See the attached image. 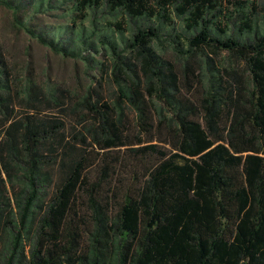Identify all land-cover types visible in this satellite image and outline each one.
Listing matches in <instances>:
<instances>
[{"label":"trees","instance_id":"trees-1","mask_svg":"<svg viewBox=\"0 0 264 264\" xmlns=\"http://www.w3.org/2000/svg\"><path fill=\"white\" fill-rule=\"evenodd\" d=\"M26 1L0 3L28 29ZM68 1L71 37L28 30L99 87L38 83L0 52V264H264L257 0Z\"/></svg>","mask_w":264,"mask_h":264},{"label":"rangeland","instance_id":"rangeland-1","mask_svg":"<svg viewBox=\"0 0 264 264\" xmlns=\"http://www.w3.org/2000/svg\"><path fill=\"white\" fill-rule=\"evenodd\" d=\"M51 1L56 3L58 0ZM72 7L73 4L68 0L62 6H49L46 0L45 6L37 9L34 1L28 0L21 18L26 21L28 29L42 31L47 37L57 34L59 41L65 40L72 33H62L59 28L73 25L74 16L80 13L77 11L71 14ZM257 8L264 10V0H257ZM14 11V8L0 3V52L14 72L44 85H60L76 94H82L91 85L99 87L97 80L100 72L96 66L88 65L81 57H66L56 52L46 41L20 24ZM76 20L77 24L82 22L81 19ZM83 23L88 24L87 20ZM86 55L96 60L102 59V55L93 50H87ZM102 87L105 94L109 95L112 85L103 80Z\"/></svg>","mask_w":264,"mask_h":264}]
</instances>
